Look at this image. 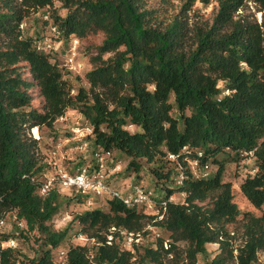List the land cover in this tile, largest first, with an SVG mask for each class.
<instances>
[{"label":"trees","instance_id":"1","mask_svg":"<svg viewBox=\"0 0 264 264\" xmlns=\"http://www.w3.org/2000/svg\"><path fill=\"white\" fill-rule=\"evenodd\" d=\"M54 1L0 0V219L15 211L27 232L39 231L45 248L33 263L60 264L52 252L65 249L62 264H166L167 259L200 264L198 256L217 244L219 252L206 264H262L264 20L259 23L239 12L246 0H218L213 22L193 26L188 11L195 0H188L166 24L162 19L172 0L152 7L150 0H59L66 14L54 12L45 21L60 39L102 35L85 74L89 87L72 94L66 76L71 71L64 72L55 56L39 46L40 38L22 30L32 7ZM250 1L264 15V0ZM36 97L43 99L42 109L34 106ZM69 108L93 125L95 142L103 150H119L130 159L127 171L140 175L148 165L163 197L179 192L184 201L169 202L159 219L144 207L108 199L106 209L75 216L81 227L78 235L95 242H68L69 227L55 230L49 223L63 195L39 192L35 178L45 162L41 140L31 129L53 130ZM128 125L137 130L131 132ZM252 150L257 171L240 189L260 214L242 211L232 182L224 179L231 153L241 158ZM172 154L177 159L170 158ZM194 160L198 176L190 163ZM209 162L218 168L203 176ZM149 226L165 230L169 237L154 231L160 234L156 242L142 246V251L138 244L125 249L107 243L111 227L143 235L151 231ZM10 239L0 232V264L18 262L16 249L4 246Z\"/></svg>","mask_w":264,"mask_h":264},{"label":"rangeland","instance_id":"2","mask_svg":"<svg viewBox=\"0 0 264 264\" xmlns=\"http://www.w3.org/2000/svg\"><path fill=\"white\" fill-rule=\"evenodd\" d=\"M18 3H22L23 0H17ZM160 0H150V6L159 5ZM188 0H172V3L169 4L168 12L164 15L163 22L166 24L167 20L171 19L175 14L180 12L181 6L187 4ZM219 8L218 0H209L208 2L204 0H195L191 9L188 11L189 23L191 26L198 25H206L208 23H212L214 17ZM57 12L61 15H65L67 9L63 8L62 2L59 0H55L54 4L46 7H32L30 11V15L25 18L23 23V32L25 35L33 36L34 38L38 37L39 46L46 50L47 52H51L58 63L63 68L64 72L69 71L70 69L66 66L67 60L71 55L72 46H77V56L76 60L77 65L80 66L77 70L69 71L66 76L72 83V87L74 88L73 93H77L78 89L83 86L85 88L89 87V84L86 82L85 74L92 68V60L91 57L95 53L94 45L99 44L102 40V35H92L88 38L84 39H74L78 42L76 43L74 40H63L58 37L55 27L51 22H46L45 20L49 17V15ZM241 14L250 17L251 19H257L259 23H263L264 15L262 11H259L258 5H256L253 1L246 0V5L239 11ZM161 20V21H162ZM37 96V95H36ZM34 106L42 109L43 107V99L40 97H36L34 99ZM86 120L84 116L77 110L73 108H69L66 112V115L62 118H59L54 124V129L51 130L47 126L38 127V132L41 135L40 146L42 149L41 156L43 160L45 158H49L48 154H50L53 146L62 143V149L65 154H71L72 156L79 155V152L73 148L74 145L64 146L66 137L70 136L71 128L81 122L84 123ZM131 132H135L137 128L132 125L126 126ZM32 134V132H31ZM93 139V138H92ZM70 147V148H69ZM116 157L122 162V170L115 177V182L120 184L122 188L126 191L133 184L139 183L144 185L147 188H151L156 192L157 195H162L163 190L157 187L156 181L154 177L148 170V165L144 163L143 170L140 172V175L133 171H127V165L130 159L119 150L114 151ZM222 158V155H221ZM210 163V162H209ZM217 165L210 163L209 171L213 174L217 170ZM257 171V163L254 157L251 156H243L241 158H235L234 153H231L230 161H227L225 167V181L232 182L233 184V192L235 194V201L237 202L239 208L242 211H252L256 214H260L261 211L256 209L249 200L244 196L240 189L241 182L249 175L255 174ZM171 186H174L172 183ZM69 193V192H68ZM71 193V192H70ZM174 196L175 202H183L184 196L177 192ZM60 200V208L59 211L54 215L53 219L49 222L53 229L62 230L66 227H69V239L68 242L73 244H79L80 241L78 237V233L81 229L79 222L75 219V216L81 212L86 210L93 209L92 207H88L85 204L77 201V199L70 200L68 197L61 196ZM96 204L98 208L106 209L108 204L106 200L97 198ZM3 221V223H1ZM153 227V226H152ZM235 225H231V229H235ZM157 232H160L165 238L169 237V233L165 230H161L158 227H153ZM150 229V228H149ZM149 233L143 234L141 240L137 247L141 248L142 246L152 245L156 242L157 235L152 229ZM0 232L4 234H8L11 236L10 242L5 244L4 246L10 245L16 249L18 252L17 264H34L33 260L38 259L42 250L45 248L44 240L42 235L38 230L33 231L32 233L27 232V224L24 220H18L15 211H10L4 214L3 218L0 219ZM21 232L23 234L21 235ZM13 236V238H12ZM156 236V237H155ZM14 240L15 244L12 245L11 241ZM93 241H88L87 244H93ZM241 240H237L236 244H239ZM84 244V243H83ZM186 245L185 242L179 243L181 248H184ZM126 248V247H125ZM137 250V248H136ZM136 252V251H135ZM219 252V248L217 244H210L207 248L206 254H200L198 256V261L200 264H206L207 260H211L217 253ZM53 259L55 262L62 264L64 262L63 258L60 255V251L54 249ZM259 262L264 264V251L259 253ZM166 264H181L179 261H171L169 259L166 260Z\"/></svg>","mask_w":264,"mask_h":264},{"label":"built area","instance_id":"3","mask_svg":"<svg viewBox=\"0 0 264 264\" xmlns=\"http://www.w3.org/2000/svg\"><path fill=\"white\" fill-rule=\"evenodd\" d=\"M74 41L78 42L77 40ZM76 56L77 46L73 45L66 64L71 71L77 70L80 66L75 61ZM226 93H229V91ZM38 131V127L31 129L32 136L40 141L41 135ZM62 145V143H59L53 146L50 154H48L49 158L44 159L45 167L43 171L35 178L41 195L46 196L52 191H57L69 199H77V201L81 199V203L89 208L98 207L96 204L97 198L104 200L120 199L129 207H144L145 210L155 214L159 219L163 218L169 202L174 201V196L165 198L139 183L131 185L126 191L120 184L116 183L115 177L123 169L122 162L114 152L103 150L96 144L94 127L90 122L85 121L84 123L75 124L71 128L70 136L66 137L64 146L74 145L73 148L79 152V155L65 154ZM199 154L202 155V152H199ZM245 154L253 157L254 150ZM170 158L177 159V156L172 154ZM190 163L198 176V160ZM209 167L208 164L205 165L202 171L203 176L210 174ZM184 177L185 175L182 173L180 183H182ZM149 228L156 232L152 226L147 229ZM156 235L159 236L160 234L157 233ZM78 237L80 241H86L82 243L95 242L94 239H90L83 234L78 235ZM141 237L140 233L135 234L127 229L111 227L107 235V243H118L123 248L126 247L125 249H133L134 244H139ZM11 243L14 245V240ZM165 245L168 247V240L165 241ZM66 254L65 249L60 250L63 259L66 258Z\"/></svg>","mask_w":264,"mask_h":264}]
</instances>
